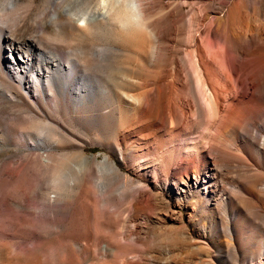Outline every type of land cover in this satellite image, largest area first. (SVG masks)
Returning <instances> with one entry per match:
<instances>
[{"label": "rangeland", "instance_id": "rangeland-1", "mask_svg": "<svg viewBox=\"0 0 264 264\" xmlns=\"http://www.w3.org/2000/svg\"><path fill=\"white\" fill-rule=\"evenodd\" d=\"M137 2L167 26L155 54L151 39L118 21L84 28L92 0H0V264L260 262L247 256L264 251V200L243 186L264 177V157L246 141L213 179H195L198 164L212 167L205 144L191 141L204 129L191 135L167 118L171 100L188 111L178 57L202 23L224 26L222 1L210 18L205 0ZM157 87L168 96L161 113L128 97ZM243 196L254 212L235 211Z\"/></svg>", "mask_w": 264, "mask_h": 264}, {"label": "bare ground", "instance_id": "bare-ground-1", "mask_svg": "<svg viewBox=\"0 0 264 264\" xmlns=\"http://www.w3.org/2000/svg\"><path fill=\"white\" fill-rule=\"evenodd\" d=\"M92 1L94 5L81 11V16H78L84 28L91 30L95 23L115 20L121 27L128 28V31H140L151 39L154 54L163 48L167 26L164 20L152 18L148 13L146 15V11H143L145 15L141 14V7L145 8V5L141 6L140 3L141 9L138 10L136 0L131 2L132 7H118L120 0L117 3L112 0ZM205 1L203 13L208 17L207 11L213 6L214 0ZM221 1L217 12L224 26H220L222 23H202L197 32L192 31L193 45L190 51L178 57L175 87L180 96L188 99V111L180 102L171 100V109L167 115L172 124L185 122L193 130L191 135L194 130L204 129L202 136L191 137V141L195 143L193 147L205 144L212 167L205 161L204 165L198 164L192 171L195 179L202 173L207 179H213L218 174L217 166L222 163L221 158H232L235 152L247 151L244 145L246 141L253 147L255 154L264 157V0ZM193 19L189 21L190 29H193ZM8 40L10 52L13 55L20 53L19 45L14 44L13 38L9 36ZM14 64L20 65V62ZM150 90L151 87L146 91ZM155 90L149 94H143L144 91L138 95L128 94V97L139 103V106H145L150 115L161 113L166 109L168 96L160 87ZM243 190L250 197L264 200V177L250 179L244 184ZM235 203V211L251 213L255 210V204L250 198H236ZM227 204V200L220 198L218 207H227ZM249 218L255 225L252 216ZM250 219L246 218L240 224H250ZM243 239L246 244L249 243L246 238ZM263 255L264 251H261L247 258L251 261L260 259L256 264H264V258L261 259Z\"/></svg>", "mask_w": 264, "mask_h": 264}]
</instances>
